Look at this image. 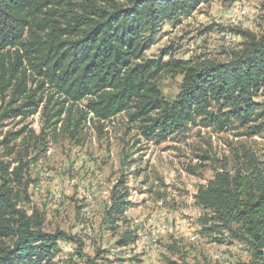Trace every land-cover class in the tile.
<instances>
[{
    "label": "trees",
    "instance_id": "1",
    "mask_svg": "<svg viewBox=\"0 0 264 264\" xmlns=\"http://www.w3.org/2000/svg\"><path fill=\"white\" fill-rule=\"evenodd\" d=\"M99 1L0 0V99H24L11 110L14 116L36 114L45 95L42 116L53 125L83 102V120L126 114L145 138L157 141L198 124L223 132L236 123L247 136L264 131V29L258 36L240 32L245 41L225 63L145 59L165 22L175 24L213 0ZM162 77L181 78L174 99L162 96ZM238 161L232 173L221 169L199 187L195 203L208 233L245 243L251 264H264V166L248 151ZM22 173L0 164V264H52L58 242L73 239L44 232L38 212L18 207L13 186L21 185ZM126 199L115 186L110 224L125 213ZM133 241L126 235L118 245ZM98 257L87 261L97 264Z\"/></svg>",
    "mask_w": 264,
    "mask_h": 264
},
{
    "label": "rangeland",
    "instance_id": "2",
    "mask_svg": "<svg viewBox=\"0 0 264 264\" xmlns=\"http://www.w3.org/2000/svg\"><path fill=\"white\" fill-rule=\"evenodd\" d=\"M263 29L264 0H213L175 24L165 22L144 58L225 63L245 41L240 32L258 36ZM180 83V77H162V96L174 99ZM23 100L0 99V164L8 172L23 168L21 185L13 186L18 207L38 212L44 232L59 230L73 239L58 242L52 264H89L98 254L97 264L102 258L106 264H251L245 243L205 230L209 224L201 222L205 212L194 196L217 171L232 173L244 151L264 166V131L247 136L236 123L223 132L198 124L157 141L145 138L126 114L83 120V102L53 125L42 116L45 95L36 114L14 116L11 110ZM115 186L126 192L128 206L110 224ZM126 235L134 241L120 247ZM149 237L156 242L142 239Z\"/></svg>",
    "mask_w": 264,
    "mask_h": 264
},
{
    "label": "built area",
    "instance_id": "3",
    "mask_svg": "<svg viewBox=\"0 0 264 264\" xmlns=\"http://www.w3.org/2000/svg\"><path fill=\"white\" fill-rule=\"evenodd\" d=\"M248 9V8H247ZM243 22V21H242ZM241 22V23H242ZM240 24V23H239ZM167 226H162L160 229H166ZM142 239H149V242L155 243L157 239H153L152 237L149 238H142Z\"/></svg>",
    "mask_w": 264,
    "mask_h": 264
},
{
    "label": "bare ground",
    "instance_id": "4",
    "mask_svg": "<svg viewBox=\"0 0 264 264\" xmlns=\"http://www.w3.org/2000/svg\"><path fill=\"white\" fill-rule=\"evenodd\" d=\"M243 18L241 19V20H243L244 19V17L246 16L245 15V11L243 10V11H241V14H240Z\"/></svg>",
    "mask_w": 264,
    "mask_h": 264
}]
</instances>
